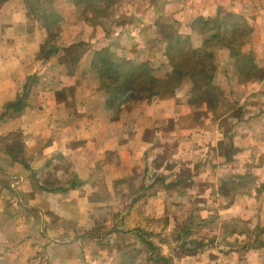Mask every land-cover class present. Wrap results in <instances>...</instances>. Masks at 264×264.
Listing matches in <instances>:
<instances>
[{
  "label": "crops",
  "instance_id": "0c3cea01",
  "mask_svg": "<svg viewBox=\"0 0 264 264\" xmlns=\"http://www.w3.org/2000/svg\"><path fill=\"white\" fill-rule=\"evenodd\" d=\"M173 1L179 3L176 12L185 16L189 27L198 17H205L211 20V27L216 20L226 37L237 33L234 46L228 40L215 44V62L224 80L214 82L219 99L212 101V107L209 103L191 105L178 88L180 100L168 109H162L165 101L156 96L146 103L145 113L141 109L130 112V104L139 101L138 97L115 113L107 89L91 82H74L67 88L61 51L48 53L49 30L44 16L49 13L42 16L34 12L32 0H0V192L19 194L29 215L38 226L42 224L41 229L50 222L49 213L62 224L76 226L70 239L74 247L81 240L97 238L93 229L88 231L90 236H83L81 225L89 228L98 222L114 223L116 214L125 208L131 210L120 221L119 229H125L122 222L141 221L137 207L158 216L156 210L161 207L193 206L198 185L186 180L179 184L176 176L194 167L198 159L212 158L222 140L217 136L219 141H215V132L230 134V144L235 147L234 155L217 151L224 162L236 161L240 151L264 150L253 139L264 134V0H162L168 4ZM238 32L247 35L238 37ZM190 37L197 46L199 37ZM231 46L240 52L239 59ZM244 54L251 55L258 69L249 82L242 73V64L247 62ZM19 99L21 108L16 109L14 103ZM160 113L166 115L161 117ZM171 160L182 165L177 167ZM226 174L239 173L232 168ZM72 244L57 245L58 252H72ZM205 249L196 250L195 255ZM216 249L217 259L202 253L201 264H264L263 245L239 249L221 245ZM12 252L16 253L15 249L6 253L0 249V264H5V256ZM90 254L98 257L88 251ZM82 257L80 249L70 254L67 262L72 259L80 264ZM65 262L62 259L60 264Z\"/></svg>",
  "mask_w": 264,
  "mask_h": 264
},
{
  "label": "rangeland",
  "instance_id": "374dc122",
  "mask_svg": "<svg viewBox=\"0 0 264 264\" xmlns=\"http://www.w3.org/2000/svg\"><path fill=\"white\" fill-rule=\"evenodd\" d=\"M51 3H53L52 7H55L56 11L63 16L57 23L60 26V28L57 27L60 35L50 38L49 44L57 46L62 39H74L88 41L94 45V48L108 46L112 57L124 55L135 62L140 60L147 62L145 67L147 77H166L171 69L165 55V43L160 41L163 36L159 34V31L169 24L174 25L175 29L182 33L188 32L187 27L189 28L186 25L185 16H178L179 11L176 12L179 5L176 1L168 4L162 0H121L118 2L115 13L102 17L101 23L99 20V23H95L96 18L90 21L87 19V16L90 19L91 16L95 17L94 8L92 12L84 10L83 13V5L86 6V4L80 6L74 0H49V5L48 0H39V4H34L33 8L38 11V14L44 16L51 12ZM106 31L108 35L105 36ZM222 34L225 33L222 31ZM69 41L67 43H70ZM213 42L218 43L216 39ZM80 48L72 53H78ZM83 49L84 47L81 48ZM248 49L245 50L248 51ZM62 53L64 54L61 50L60 54ZM90 56H92L91 60H89ZM66 57L69 60L68 70L74 72L76 63L73 64L70 61L72 54ZM93 59L94 53L91 52L90 47L85 48V54L82 55L76 71L77 76L82 77L80 81L82 84L91 82L96 86L93 71H91ZM217 71L215 81L222 83L224 76L220 67ZM146 85L147 87L155 86L151 81H147ZM192 85V80L186 76L181 87H178L179 94L184 100L189 98ZM178 88L171 95L158 96L165 101L164 104L161 103L162 109L178 104L180 100L179 95L176 96ZM146 94L148 97L135 101L140 108H137L136 103L130 104V112L141 109L145 113L146 103L153 98L156 99V96ZM132 100L130 102L134 103ZM165 115L166 113H160L161 117ZM245 130L248 131V127ZM214 135L215 141L217 136H222V140L218 143V148L215 146L212 158L209 161L198 159L194 167L191 166L180 176H176V182L179 184L186 180L195 182V186L198 185V189L193 193L196 196L192 202L193 206L166 207L165 209L161 207L159 211L156 210L158 216H152L153 212L149 214L147 209L137 207L136 212L139 217H142L141 221L126 225L122 222L125 229H119L117 226L120 221H124L126 212L131 210L125 208L116 214L114 223L104 225L98 222V225L89 228H83L81 225L79 232H83V236H90L88 231L93 229L97 238L93 241L81 240L80 245L75 247L70 239L76 226L62 224L56 215L49 213L50 222L41 229L42 224L38 226L35 218L29 215L28 209L21 201L23 198L19 194L14 191H12L14 193L1 191L0 249L2 253L12 248L16 252H12L9 257L5 256V264H60L62 259H66L64 264H77L72 259L67 261L70 254L73 256L80 249L83 254L80 264H162L155 261L161 255L170 259L169 264H201L204 261L200 256L202 253H204L203 257L211 256L212 259H217L216 248L221 245L238 249L242 246L254 245L261 231L264 237V213L261 214L264 210V194L258 196L256 191V188L264 183V157L260 156L264 150L260 153L240 151L235 156L236 161L224 162L218 157L217 151L222 154L226 151L233 154L235 147L230 144V134L223 132L221 135L217 131ZM253 139L258 145L264 147V134L254 136ZM5 144L12 146L9 142ZM233 162L232 168L239 174L248 171L252 173L249 179L242 180L241 177L234 179L235 175L230 177L226 174L232 170L230 165ZM170 163H175L177 167L182 165V162L177 160H171ZM223 174L226 177L223 178ZM253 175H257L255 179L252 178ZM148 210L152 211L153 208L149 207ZM206 213L210 215L204 217ZM222 216L224 219L221 218ZM137 224L143 225L144 228L136 227ZM220 227L222 234H220ZM233 229L240 231L239 234L233 236L231 233ZM26 235L29 237L22 239ZM61 236L64 237V242L57 241V238ZM69 242L73 245L75 252L73 250L67 251L68 253L58 252L57 245L65 247L70 245ZM202 248L206 249L195 255L196 250ZM88 251L94 252L98 257L88 255ZM55 252L60 259H57ZM250 257L251 255L246 259Z\"/></svg>",
  "mask_w": 264,
  "mask_h": 264
},
{
  "label": "trees",
  "instance_id": "16d2710c",
  "mask_svg": "<svg viewBox=\"0 0 264 264\" xmlns=\"http://www.w3.org/2000/svg\"><path fill=\"white\" fill-rule=\"evenodd\" d=\"M74 1L80 6L86 4V6L83 5V13L84 10L91 11L94 8L93 12H95V17L91 16L90 19L87 16V19L90 21L93 18H96L97 22L95 23H101L102 17L111 16L113 12L115 13L119 5L118 2L121 0ZM101 3L103 5H101ZM34 4H39V0H32V9L34 12L38 13V11L33 8ZM52 4L53 3H51V12L44 16L45 24L49 30L48 53L50 54L61 50L64 52V54L62 53L60 59L63 62L62 73L67 80V88L71 87V83L74 85L81 81L82 77H78L76 73L77 67L81 61L82 55L85 54V48L90 47L91 52L94 53V59L91 62L93 65L91 71H93L96 87L99 89H107L109 91V101H111L110 104L113 105L111 108L116 110L115 113L119 112V109L124 103L131 101L132 99H137L138 97H148V94L146 93H149L152 97L168 96L173 94L175 89L182 84L186 76H189L193 83L191 94L188 98L191 105L209 103L208 105L212 107V101L219 99V87L214 83L215 76L218 72V66L215 62L216 47L213 40L219 39L218 43H223L222 40H228V43L233 45L236 42L237 33H231L228 37H226V33L223 35L219 27L216 26V20L213 27H211V20L205 17H198L190 24V30L186 33L180 32L175 29L174 25L171 24L164 26L163 30L159 31V34L163 36L160 41L165 43V55L171 69L166 74V77H147L145 72L147 62H135L124 55L112 57L108 46L94 48V45L88 41H75L74 39H62L61 42H58L59 45L57 46L49 44L50 38H55L60 35V30L57 29V27L60 28V26L57 23L61 16H63L59 11H56L55 7H52ZM214 28H218V31L214 30ZM194 34L199 37V44L197 46H193L190 40V36ZM243 34L247 35L245 32H238V37ZM104 35H108V32L106 31ZM67 41L70 43H67ZM233 46L230 47L232 54L239 59L241 56L239 55L240 52ZM80 47H84V49L81 50ZM78 48H80L78 53H72ZM71 54L72 59L70 61L73 62V64L76 63V70L74 72L68 70L69 60L66 56ZM244 56L247 59V62H243L242 64V73L243 78L245 77L247 79L246 81L249 82L250 79L248 78H250L252 74H257L258 69L257 66L251 62L250 54H244ZM91 59L92 56H90L89 60ZM90 80L92 81L91 77ZM147 81L153 82L155 86L147 87ZM21 104V99H19L16 103H14V106L16 109H19L21 108ZM260 156L264 157V151L260 154ZM251 175L252 173L248 171L243 174L235 175L234 179L236 177H241L242 180H246L249 179ZM256 176L257 175H253L252 178L255 179ZM256 191L258 196H263L264 183L258 186ZM263 213L264 210L261 214ZM234 231H236V229H233L231 233ZM262 235L263 233L261 231L257 236V240L254 245L264 246V237ZM254 245L251 244L249 246ZM155 261L161 262L162 264L170 263V259L162 255L156 258Z\"/></svg>",
  "mask_w": 264,
  "mask_h": 264
}]
</instances>
